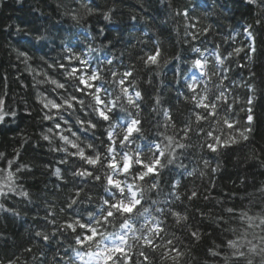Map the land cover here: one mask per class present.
Wrapping results in <instances>:
<instances>
[{"label":"trees","instance_id":"trees-1","mask_svg":"<svg viewBox=\"0 0 264 264\" xmlns=\"http://www.w3.org/2000/svg\"><path fill=\"white\" fill-rule=\"evenodd\" d=\"M185 9L188 16L176 14ZM105 13L108 19L104 18ZM257 19L261 20L260 25L255 24ZM248 24L254 26L256 48L250 58L245 55L249 42L243 35V28ZM191 33H196L197 38L192 39ZM157 45L169 63L159 68H146L140 57ZM237 47L244 51L224 61L222 67L231 69L224 84L230 87V100L231 97L239 98L240 103L235 106L231 118L239 121L240 128L246 126L247 116V112L240 109L247 108L246 100L250 95L241 82L254 85L250 139L212 153L200 147L205 137L193 134L188 141L191 147L177 150L175 163L163 169L157 178L160 195L150 194L152 199L163 202L171 185L178 182L176 191L181 201L175 202L173 207L186 215L187 221L176 225L169 216L166 234V239H173L175 246L183 252L178 264H248L249 260L252 264H264V253L259 252V247L256 253L247 252L240 259L226 247L227 240L238 238L232 230L243 232L248 223L246 219L241 220L242 213H246L254 225L264 218V7L249 4L248 0H0V100L4 101L3 111L9 113L0 122V153H4L0 169L6 168L7 161L19 153L12 170L17 165L27 166L18 174L17 183L29 194L25 198L18 194L21 188H17L15 193L0 196V264L10 261L11 264H83L88 257L85 254L82 260H76L79 246L75 244L74 234L56 231V226L49 222L53 217L48 216L51 208L55 211L56 225L68 218V214L60 209L65 207L67 198L77 186L84 190L81 194L83 203L77 211L91 210L103 194L99 183L81 184L79 178L72 177V171L81 167L82 162L54 150L64 147L58 136L52 137L51 143L43 139L48 129L58 122L43 119L47 111L43 104L49 101L62 103L67 95L52 81L65 83L67 80L65 88L68 92L74 91L71 85L76 81L68 80L67 71L80 65L75 58L69 62L67 57L78 56L89 60L93 67L102 66L119 72L135 66L132 82L143 95L140 112L143 136L136 143L146 145L154 138L162 139L161 133L173 135L174 129L164 126L167 122L165 110L169 111L177 128L195 120L194 104L186 99L192 95L187 85L191 84L195 69L193 61L206 57L207 71L211 75L217 71V54L225 57ZM21 52L27 53L28 58L19 56ZM108 60L113 63L107 65ZM59 64H64L65 69ZM105 75L110 79L107 71ZM201 80L198 92L205 94L204 86L207 85L206 94L210 99L218 95L216 76ZM157 98L159 104H156ZM51 111L55 114L54 109ZM195 111L202 112L203 109ZM11 112H15L14 117ZM223 116L221 110L216 119ZM65 117L70 119L67 127L73 131H76L74 122L77 119L87 118L82 113L71 116L65 113ZM199 126L222 138L238 135L234 131L230 133L216 120L202 121ZM102 132L103 127H100L95 135H81V140L83 144L95 143L99 147L104 139ZM64 134L70 135L66 131ZM69 151L75 149L69 146ZM61 160H67V163L61 164ZM204 160L209 161L207 168ZM57 168L61 170L63 180L56 176ZM212 168L217 170L212 172ZM188 172L193 175L189 176ZM146 180L151 182L149 178ZM5 185L4 176L0 174V189L6 191ZM192 191L197 192V197L188 200ZM88 195L93 197V204L88 203ZM229 208L234 209V215L227 211ZM108 230L119 231L118 222L116 227L109 226ZM37 231L47 233L49 241L36 237ZM192 231L198 232L197 238L190 235ZM54 232L56 234L52 235ZM262 236L264 228L248 229L247 239L253 244L264 246ZM249 247L251 245H246V249ZM221 249L220 256L211 254L210 250ZM79 250L86 253L95 251V247ZM145 251L149 254L150 264H174L167 257L166 246L155 252ZM141 259L136 253L135 264H140Z\"/></svg>","mask_w":264,"mask_h":264},{"label":"snow or ice","instance_id":"snow-or-ice-1","mask_svg":"<svg viewBox=\"0 0 264 264\" xmlns=\"http://www.w3.org/2000/svg\"><path fill=\"white\" fill-rule=\"evenodd\" d=\"M248 3L264 7V0H248ZM176 14L188 16V11L185 9L183 12H177ZM104 18H109L107 13H105ZM255 24L260 25L261 20L257 19ZM253 27L252 24H248L243 28V35L249 42L248 51L245 55L249 58L256 52ZM17 31H20V29L18 28ZM206 33L207 29L205 30ZM191 36L192 39L197 38L196 33H191ZM37 39L42 40L44 37H37ZM89 51H93V49H89ZM195 51L200 52V49H195ZM241 51H244V49L237 47L225 57L217 54V71L211 75L207 71V58L195 59L192 66L202 76L209 80L212 76L218 78V95L210 99L206 94L208 91L207 85L204 86L205 94L202 95L197 91L199 82L188 84V90L192 95L186 97V99L194 104L193 115L195 120H189L177 128L173 118L169 115V111L165 110L164 116L167 118V122L164 126L165 128H173V135L161 133L162 139L159 137L154 138L146 145L136 143L143 136L142 120L140 119L143 95L132 82L135 66H128L125 71L119 72L111 68L106 70L102 66L93 67L89 60L81 59L78 56L67 57L69 62L75 58L80 65L79 67H72L70 71L66 69L68 80L74 79L76 81L75 84L71 85L74 91L68 92L65 88L67 80L65 83L52 81L56 88L64 89L67 95L62 99V103L49 101L43 104V108L47 110L43 114V119L58 121L48 129V134L43 135V139L51 143V138L58 136L64 147L54 150L63 151L70 157H77L82 162L81 167L72 171V177L79 178L81 184L99 183L103 189V194L100 195L99 201L95 202L96 206L91 210L77 211L79 205L83 203L81 194L84 191L83 187L77 186L67 198L65 207L60 209L61 212L68 214V218L62 224L56 225L55 211L51 208L48 211V216L53 217L49 222L56 226V231L74 234L75 244L79 246L76 254L81 259L86 254L92 264H135L134 256L138 253L139 257L142 258L140 264H150V257L145 249L155 252L157 248L166 246L167 257L171 258L174 264H178L183 252L175 246L173 239H166L169 216L173 218L176 225H181L182 222L187 221V216L182 215L173 207L175 202L181 201V196L176 191L178 182L171 185L168 196L163 202L152 199L150 194L160 195V182L157 178L161 175L163 169L175 163L178 157L177 150L183 151L191 147L188 141H190L193 134L196 136L203 135L205 140L200 147L202 149L207 148L212 153L250 139L253 131L251 125L254 120L251 107L255 94L254 85L246 81L241 82L250 95L246 100L247 108L240 109L247 112L246 126L240 128L239 121L231 118L235 114V106L240 103L239 98L231 97L230 100V87L224 84V81L229 79L228 72L231 69L230 67H222L225 60L233 55H239ZM19 56L28 58L25 52L19 53ZM201 56H203V53H201ZM140 59L146 68L151 66L159 68L169 63V60L164 58L159 45ZM106 63L111 65L113 61L108 60ZM58 66L65 69L64 64ZM240 67H244V65H240ZM105 71H107L110 79L105 75ZM148 83H152L151 79L148 80ZM159 103L160 101L157 98L156 104ZM3 104L4 101L0 100V122H3L6 116L9 115V113L3 111ZM53 109L55 114L51 111ZM195 109H203V111H195ZM153 110L155 111V109ZM221 110H223L224 116L217 120L216 118ZM65 113L69 116L82 113L87 118L77 119L74 122L77 126L76 131H73L72 128L67 127L71 121L65 117ZM121 113L124 115L121 116ZM11 116L14 117L15 112H11ZM210 119L216 120L217 123L222 122L230 130V133L234 131L238 135L229 134L227 137L222 138L221 135H214L211 130L206 132L199 125L200 122L209 121ZM100 127H103L102 135L104 136L100 146L97 147L95 143L83 144L81 135L86 137L88 134L95 135V131ZM61 129L63 131H60ZM65 131L70 135H65ZM133 145L135 146L133 147ZM69 146L75 151H69ZM145 148L147 149V155H145ZM3 158L4 153H0V159ZM18 158L19 153H16L13 159L7 161L6 168L0 169V174H3L6 181V191L0 189V196L15 193L17 188H21L19 195L25 198L29 195L17 183L20 179L18 174L27 166L17 165L15 170H12V166ZM60 163H67V160H61ZM203 163L206 168L209 166L208 160H204ZM216 170V168L211 169L212 172ZM55 174L63 180L59 168L56 169ZM187 174L189 176L193 175L192 172ZM200 175L203 176L204 173L201 172ZM146 178H149L151 182L148 183ZM195 197H197V192L192 191L187 199L192 200ZM86 199L89 204L94 203L91 195H88ZM85 211L87 212L86 215ZM227 211L230 214H235L232 208L227 209ZM245 219L248 223L245 225L243 232L232 230L238 238L226 241V247L233 250L232 255L237 259L244 258L247 252L256 253L258 247L259 252L264 253V246L253 244L251 240L247 239L249 228L254 226L264 228V218L260 219L258 225H254L252 219L247 217L246 213H242L241 220L244 221ZM220 220L223 221V217ZM117 222L119 231H109V226L116 227ZM55 234L54 232L52 235ZM190 235L197 238L198 232L192 231ZM35 236L41 238L44 242H48L50 239L47 233L41 231H37ZM260 239L264 241V236ZM158 241L162 243H158ZM246 245H251V247L246 249ZM86 246L89 248L94 246L95 251L82 253L79 249H84ZM26 251L30 252L31 249H26ZM210 251L213 256H220L223 249ZM161 258H165L164 254ZM9 264H11V261ZM248 264H252V261L249 260Z\"/></svg>","mask_w":264,"mask_h":264},{"label":"rangeland","instance_id":"rangeland-1","mask_svg":"<svg viewBox=\"0 0 264 264\" xmlns=\"http://www.w3.org/2000/svg\"><path fill=\"white\" fill-rule=\"evenodd\" d=\"M88 59H90L89 55H88ZM205 77L201 75V73L195 68L193 71H192V77H191V83H194V82H201L202 80L201 79H204ZM76 260L77 261H80L82 260L80 256H76ZM83 264H92V261L90 260L89 257H87L85 260H84V263Z\"/></svg>","mask_w":264,"mask_h":264}]
</instances>
